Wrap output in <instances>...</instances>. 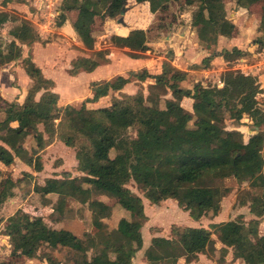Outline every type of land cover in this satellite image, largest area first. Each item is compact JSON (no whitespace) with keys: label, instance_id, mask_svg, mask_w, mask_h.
I'll return each instance as SVG.
<instances>
[{"label":"trees","instance_id":"obj_1","mask_svg":"<svg viewBox=\"0 0 264 264\" xmlns=\"http://www.w3.org/2000/svg\"><path fill=\"white\" fill-rule=\"evenodd\" d=\"M127 1L64 0L63 11L68 8L78 11L74 29L85 47L94 50L96 38L92 25L97 12L109 10L119 2L125 5ZM147 1L152 0H138L140 3ZM168 1L158 0L162 5ZM259 1L237 0L247 9ZM188 3L198 4L192 24L203 27L199 35L203 47L209 49L217 45L221 36H236L238 27L228 17L224 0H189ZM11 18L8 11L0 10V27ZM65 20V13H62L58 25L62 26ZM11 35L14 39L10 42L9 53L4 55L0 49V65L22 57L20 43L39 39L28 19H22L11 30ZM111 40L117 47L129 48L133 57H141L140 53L151 50L144 29H134L127 36L113 35ZM259 42L260 46L264 45V36ZM247 54L238 47L225 48L219 53L229 63ZM212 57L214 55L204 58V63ZM105 60L108 59L103 53L98 58L78 57L72 62L75 71L70 73L76 75L80 69L94 71ZM27 73L33 79V85L24 101L5 100V117L0 119V162L11 165L17 157L27 158L25 160L35 171H41V154L56 138L69 147H79L76 156L83 175L75 177L65 172L61 177H48L45 184L35 185V191L42 194L47 204H51L47 195H56L57 205L53 206L59 214H64L70 199L87 204L98 231L82 238L69 229L52 227L42 215H32L19 208L6 219L3 231L10 238L12 255L36 257L44 264H64L49 253L41 257L40 251L43 247L70 248L77 253L76 264H133L135 254L144 246L142 228L149 217L143 196L128 187L132 180L140 185L145 197L153 204L175 199L198 220L203 212H212L214 218L220 215L222 199L231 191L223 180L235 177L250 180V186L261 191H246L248 198L240 199L241 205L249 204L254 216L249 223L241 216L215 224L218 239L224 245L217 261L223 263L231 249L234 258L245 264H264V234L259 232L264 220V130H260L264 125V109L259 101L262 84L258 75L230 68L222 74V87L196 83L190 89L184 86L189 73L165 61L158 74H152L148 69L131 70L127 76L119 75L114 81H93L90 85L93 96L87 97L86 102L97 101L112 92L115 97L111 106L88 108L86 103L81 107L59 105L60 94L54 89L55 81L47 78L32 59ZM148 79L154 80L152 85L160 93H150L146 97L141 91L123 92L128 83ZM192 95L198 98L194 115L182 105V100ZM168 112L171 119L163 125L162 119ZM225 113L237 122L248 117L257 132L248 141L237 129L223 133L221 115ZM194 118L198 123L191 126ZM57 119H60L59 123ZM161 123L162 127H159ZM40 124L44 125V131L39 128ZM133 127L137 130L136 136L129 134ZM31 131L34 137L32 153L24 143ZM81 138L88 144L79 145ZM112 150H116L114 156H111ZM11 184L10 190L0 191V208L13 194L12 179ZM95 193L115 198L118 206L112 208L102 200L93 199ZM116 208L132 218L123 216L115 228L106 229L103 218L112 217ZM172 232L175 237H153L145 251L150 264H175L181 258L191 263L201 254L218 252L213 232L207 227L177 226ZM90 250H96L91 257L88 255ZM0 264L15 263L0 261Z\"/></svg>","mask_w":264,"mask_h":264},{"label":"rangeland","instance_id":"obj_2","mask_svg":"<svg viewBox=\"0 0 264 264\" xmlns=\"http://www.w3.org/2000/svg\"><path fill=\"white\" fill-rule=\"evenodd\" d=\"M63 2L64 0H0V10L8 11L12 15L10 21L0 27V49L4 51V55L9 53L8 51L10 42L14 39V37L11 35V30L16 25L20 24L22 19H28L31 22L34 31L39 37L37 41L28 44L20 43L23 48L21 58L6 62L4 65H0V119L5 117L3 112L5 100H18L19 102H23L28 93V89H30V87L33 85V81L30 80L27 74L30 59L34 60L37 65L42 68V70L45 69L47 75L54 74L60 84V90H58V93L60 94V97H63L64 102L69 100L67 92L73 90L77 94L81 93V96L77 95L78 98L75 97V99H80L84 96V101L76 105V107H81L85 103L86 105L88 104V102H86V98L88 96L83 93H86L85 91L89 89V83H86L88 82L89 76L83 72V74H81L78 79H71L72 75L70 72L73 70L75 71L72 65V62L75 59L78 57L98 58V55L103 53L108 60L102 61V64H108L111 62V59L114 63L112 64L111 68L114 72L111 76L117 75L119 73H125L127 71H125V69H128L125 61L127 58H130V50L128 48L116 47L112 43L110 37L113 35L111 27L128 26L132 29L145 28L148 30V35L150 37V40L148 39V43L151 45V50L147 52L148 55H150V53L157 55L160 53V50L156 47H161L162 51H164L165 54L169 56L170 53L167 52L166 48H163L161 45L156 46V44H152L153 41H163L167 34L176 31L180 27L189 26L192 23L193 13L198 9V4H189V0H170L164 4L166 6L160 4L158 0L147 1L142 4L138 3V0H128L125 5L122 2H119L109 10L98 11L95 15V21L93 22L92 28L93 34L96 38V47L94 50H88L86 49L80 36L74 32L73 29V23L77 18L78 11L73 8H68L63 11ZM224 2L226 4L228 17L236 23L237 20H235L233 16L235 15V8H238L240 5L238 4L237 0H224ZM123 8L127 9V13L125 15L121 14ZM247 10L252 11L253 15L250 14V18L244 22L242 31L236 24L238 31L235 38L239 33L242 32L244 34L245 40L250 44L255 42L260 44L259 41L264 36V0L255 3ZM62 13H65L66 20L64 25L59 26L58 21L60 20ZM122 17L125 18V23L119 22V19ZM217 47L218 44L209 48V51L213 53ZM258 47L259 48H256V51L257 49L260 50L259 56L255 57L254 55L250 54L252 52H248V54L245 55V57L249 60L248 63L258 65L259 62H264V47L261 48L260 45ZM108 55H110L111 59L108 58ZM159 61H161V63L157 62L151 65L153 71H156L161 64V69H163V63L169 60L160 58ZM238 64L242 65L241 61L236 60L233 63L228 64V69L231 67L233 69H239L237 67ZM262 67L263 64L257 66V68ZM254 69L256 68L254 67ZM140 70L141 69H138V71ZM247 70L251 71L250 69ZM125 75L127 76L128 72ZM213 83L214 82L211 84ZM152 84L153 83H151V79H148L144 83L143 81L137 83L135 93L141 91L146 97L149 96L150 93H160V91L157 88H154ZM261 84L264 86V80L261 82ZM40 95L41 93L38 94V98ZM114 95L115 94L112 92L110 96L102 100V104L111 106L113 98L115 97ZM259 97L260 105H263L264 87ZM191 98H194V95H192ZM262 105L261 107L264 109V106ZM87 107L91 108L93 106L87 105ZM170 119L171 114L168 112L167 116L162 119L164 122H161H163V125H166L165 123H167ZM56 122L59 123L60 119H57ZM221 122L224 128L223 133L234 129L240 130L244 134V139L246 141L249 140V137L252 134L257 132V129L255 130L253 121L248 117H245L241 122H237L230 118L229 114L225 113V115H221ZM197 123L198 120L194 118L190 122V125L195 126ZM159 127H162V123L159 124ZM39 128L44 131L43 124H40ZM260 130H264V125H262ZM129 134L131 136H136V128H130ZM29 135L32 136L33 132L31 131ZM24 143H26L27 147L31 148L29 149V152L32 153L34 147H31L29 140L26 139ZM83 143L88 144V141L85 138H81L78 141V144L81 145ZM78 149L79 147L68 146L64 149L56 147L55 149L50 150V152L47 153V156L45 157L41 154L42 164L45 165L44 167L46 172L52 174L54 170L61 168L63 165V160L57 158L60 153L66 156L68 160L67 166L75 168L73 167L74 162L72 161L71 156L76 154ZM115 154L116 150H112L111 156H114ZM25 159L27 158H23L22 160ZM18 163L19 159L15 160L12 167L5 168L0 172V191L4 190L5 188H8V190L12 188L11 179L9 176H12L13 173H18V179H20L18 181L19 184L16 186V188H14V196H16L15 198L18 196L19 198L17 200L15 198L13 200H6L0 208L1 261L9 258L11 253V244L9 243L10 238L5 236L3 232L6 225V219L13 215L21 207H24L25 211L30 212L32 215L44 216L48 224L52 227L67 229L68 226H71V228H74V231L82 238H88L90 235H95V233H97L98 228L94 227L93 214L87 204H83L75 199H70L67 201L64 214H59L57 211H54L53 206L57 205V196H49L48 201H50L51 204L48 206L44 205L45 200L43 199L42 194L35 191V185L37 184L38 178H36L34 175L30 176L23 170L24 166H19ZM77 163L79 164L78 158L76 164ZM33 171H35L34 168ZM223 183L225 186L230 187L231 191L228 192L222 199V209L218 218H214L212 212H203L201 218L195 220L190 216L188 211L184 210L179 205L178 201L175 199H170L168 202H163L161 204L162 207L159 208L151 203L150 205L152 208L150 210L148 209L151 215L150 222L146 221L144 228H142L144 241L149 238L152 240L155 236L175 237L172 230L177 226L180 228H184L186 226H204L212 230L213 237L215 239V247L218 249L217 253L209 252V255L211 256L210 257L208 255L210 257L209 260H211V258L217 260V258L222 253V250L220 249L224 245L218 239L215 224L237 219L241 216L244 217L243 220L246 223H249L252 219L250 217H253L252 213L250 212L249 204L245 206L241 205L239 203L240 199L241 197L248 198L246 191H250L252 193L261 191L257 188H252L250 186V180L246 179L238 180L235 177H230L224 179ZM128 187L131 188L135 193L145 197V192L140 188V185L135 180H132L128 184ZM94 195L97 196L98 194L95 193ZM109 202L112 208L118 206L117 200H115V198H111ZM126 212L130 214V212ZM113 213V216L108 218L109 224H106V229L111 226V220L118 221L125 215L128 216V218H132V215L123 213L119 208H116ZM117 223H115V226ZM259 232L260 234L264 233V223L260 224ZM146 249L147 246H145L144 243L143 248L136 253V256H145ZM95 252L96 250H90L88 253L89 257L93 256ZM47 253L57 259V261H61V263L64 264H76L75 261L78 258L76 251L70 248L53 249L43 247L40 251L41 257L47 255ZM206 257L207 256L204 255V258L199 264H210L211 262L207 260L209 257ZM144 261H146V259ZM138 262H140V259L136 258L135 263ZM45 264L47 263L45 262ZM181 264H186L185 260H182Z\"/></svg>","mask_w":264,"mask_h":264},{"label":"crops","instance_id":"obj_3","mask_svg":"<svg viewBox=\"0 0 264 264\" xmlns=\"http://www.w3.org/2000/svg\"><path fill=\"white\" fill-rule=\"evenodd\" d=\"M138 3H140V2H138ZM140 4H142V3H140ZM250 14L253 15L252 11L247 10V8H244L241 6H239L238 8H235V15L233 16V18L235 20H237L236 24L239 26V29L241 31H242V27L244 25V22H246V20L250 18V16H249ZM120 19H119V21H120ZM94 21H95V19H94ZM124 21H125V18H124ZM125 22H123V23H125ZM73 29H74V26H73ZM135 29H138V28H135ZM140 29H143V28H140ZM111 30H112L113 35L127 36L134 29H132L128 26H117V27L115 26V27H111ZM144 30L146 31L147 37L150 40V37L148 35V30L145 28H144ZM202 30H203L202 26H195L191 23L189 26L180 27L176 31L167 34L163 41L154 40L152 44H156V46L161 45V46H163V48L167 49V52H169V53L172 52L171 53L172 55H169V56H167L165 54V52L162 51L161 47H156L160 50L159 51L160 53H158L157 55L152 54L150 52H149L150 55H148V53L145 52V53H140L141 57H133V56H131V53H133V52L128 48L130 50V54H129L130 58H127L125 61L127 66H128V69H125V71L126 70L127 71L126 72L124 71L125 73H119L117 75L111 76L114 72L111 69L112 64H114V63H113L110 55H108V58L111 59V62H109L108 64H101L94 71H91V72H89L85 69H80L78 71V74H76V75H73L70 73L72 75L71 79H78L79 76L81 74H83V72L87 76H89L88 82H86V83H89L88 84L89 89H87L85 91L86 93H83V94H86L88 97H91V96H93V92L90 89V85L93 81H114L119 75H125V74H127V72L129 73V71H131V70H138V69H141V70L142 69H148L150 73L158 74V73L162 72V69H161L162 64L157 68L156 71L152 70L151 65L154 63H157V62L161 63V61H159V59L165 58V59L169 60V62L171 63V65L173 67L180 69V70H183V71H187L189 73V80H188V82H185L186 84L184 83L185 87L192 89L196 83H202L205 86L212 85V86L222 87L224 85V83L222 81V74L224 73V71H226L228 69V67H229L228 64H231L228 61H226L223 58V56L219 55V53L223 49L226 48V49L231 50L234 47H238L247 53L252 52L250 54L254 55L255 57L259 56V54H260V50L257 49V51H256V48H259L258 46L260 44L256 43V42L250 44L248 41L245 40L244 34L242 32L239 33L236 38L235 37L234 38H228L225 36H221L219 39L217 49H215V51L213 53H211V51H209L210 49L203 47V45L200 43L199 35L201 34ZM74 32L77 33V31L75 29H74ZM92 32H93V28H92ZM112 36H110V37L112 38ZM260 47L262 48V47H264V45L260 46ZM120 48H123V47H120ZM124 48H127V47H124ZM86 49H88V48H86ZM88 50H90V49H88ZM161 52H163V53H161ZM211 55H214V57L208 59V61L206 63H204V58L211 56ZM238 60L241 61V64H242V65H240V64L237 65V67L240 70H242L246 74L258 75L260 78V82H263V80H264V62H259L258 65L263 64V67L257 68L258 65H253V64L248 63L249 60L245 56L238 59ZM203 63H204V65H203ZM254 67L256 69H254ZM247 69H250L251 71H249ZM43 72L47 78H51L55 81V91L59 92L58 90H60V84H59V81L57 80V78L54 76V74L47 75L45 69L43 70ZM28 77L30 78L31 81L33 80L29 75H28ZM139 82H141V80H134V81L128 83L123 88V92H128L129 94H134L136 92L137 83H139ZM212 82H214V83L211 84ZM143 83H144V81H143ZM151 83H154L153 79H151ZM263 87L264 86L262 85V87H261L262 90H263ZM67 95H68L69 100H66V102H64L63 97H60L59 105L62 106L63 104L64 105L65 104H72V105L76 106L77 104L84 101V99H83L84 96L80 99H75V97H77V95L81 96V93L77 94L73 90L67 92ZM107 97L108 96H104V97H101L97 101L88 102L87 105L93 106L91 108L109 106V105H103L102 104V100L106 99ZM197 99L198 98L185 97L182 100V105L184 106L185 110H187L191 115H194L193 109H194V105L196 104ZM259 100H260V97H259ZM262 106H264V104ZM26 139L29 140V144L31 145V147H33L34 146L33 135L32 136L29 135ZM25 147L28 150L31 149L30 147H27L26 143H25ZM56 147H58L60 149H64V148H67L68 146L65 145V143L60 138H56L54 142L47 145V147L43 150L42 155L44 157L47 156V153H49L50 150L55 149ZM71 157H72V161L74 162L73 167H75V168L68 167L67 166L68 160H67L66 156L62 155V153H60V155L57 158L63 160V165L61 166L60 169L54 170V172H52V174L46 172L44 164H43V169L41 171H33V167H31L27 163L26 160H22V158H20V157H17L16 160L19 159L18 165L22 166V167L24 166L23 170L27 173L34 175L36 178H38L37 183L40 185H43V184H45L46 178H48V177H61L65 172H69L72 176H75V177L82 176L83 172H81L78 169V165H77L78 163L76 164V161H77L76 154H74ZM13 164L6 165V164L0 162V170L3 171L5 168H10V167H12ZM9 177L14 182V186L12 189L13 194L11 196H9L8 199L13 200L16 197V196H14L15 195L14 188H16V186L19 184L18 181L20 179H18V173H13L12 176H9ZM96 194H98V195L97 196L93 195V199L102 200L107 205H110V202H109V200L111 199L110 197H108L107 195H104V194H100V193H96ZM49 196H51V194L47 195V197H49ZM18 198L19 197L17 196V198H15V199L17 200ZM170 199H172V198H169L163 202H166V201L168 202V200H170ZM143 202L145 205L146 214L149 217V221H147V222H150L151 215H150L148 209L150 210L152 208L150 205L152 202L150 200H147L146 197H143ZM161 204H154V205L159 208V207H162ZM44 205L48 206L50 204L44 203ZM21 208L25 210L24 207H21ZM218 217H219V215L216 216L215 218H218ZM250 218H254V216L250 217ZM111 221H112V224L108 228H115V223H117L119 220L118 221L111 220ZM103 222L105 223V225L109 224L108 218L107 219L103 218ZM262 223H264V222H262ZM143 228H144V226H143ZM67 229L74 231V228H71V226H68ZM74 233L76 235H78V233H76L75 231H74ZM5 236H7V235H5ZM151 241H152L151 238L146 239L144 241L145 246H147V247L150 246ZM10 252H11V250H10ZM204 255H206V254H201L197 261H193L191 263H187L185 258H181L175 264H181L182 260H185L186 264H199L200 261H202V259L204 258ZM206 256L209 257L208 255H206ZM136 258H139L140 262L135 263ZM145 259L146 258L144 255L136 256V254H135L134 259H133V264H150L147 261V259H146V261H144ZM209 259H210V257L207 258V260H209ZM212 259L213 258H211V260H209L211 262L210 264H245L240 259L234 258V255H233V252L231 249H230V252L227 254L226 259L224 260L223 263H219L217 260H215V259L212 260ZM40 260L41 259L36 258V257L31 258V257H28L26 255H12V253H10L9 258H7L6 260L4 259L2 261L6 262V263H15V264H44V262L42 260L41 261ZM207 264H209V263H207Z\"/></svg>","mask_w":264,"mask_h":264},{"label":"water","instance_id":"obj_4","mask_svg":"<svg viewBox=\"0 0 264 264\" xmlns=\"http://www.w3.org/2000/svg\"><path fill=\"white\" fill-rule=\"evenodd\" d=\"M126 12H127V9H126V8H124V9L121 11V14H122V15H125V14H126ZM119 22H121V23L125 22V21H124V17H122V18L120 19V21H119Z\"/></svg>","mask_w":264,"mask_h":264}]
</instances>
